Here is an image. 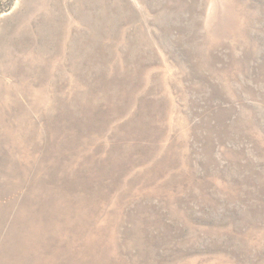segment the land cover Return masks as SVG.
<instances>
[{
    "label": "rangeland",
    "instance_id": "rangeland-1",
    "mask_svg": "<svg viewBox=\"0 0 264 264\" xmlns=\"http://www.w3.org/2000/svg\"><path fill=\"white\" fill-rule=\"evenodd\" d=\"M0 264H264V0H0Z\"/></svg>",
    "mask_w": 264,
    "mask_h": 264
}]
</instances>
